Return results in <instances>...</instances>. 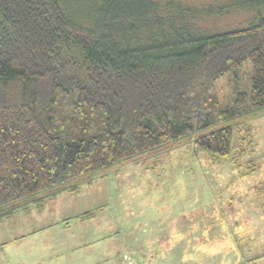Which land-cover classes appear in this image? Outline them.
I'll list each match as a JSON object with an SVG mask.
<instances>
[{"label":"trees","instance_id":"obj_1","mask_svg":"<svg viewBox=\"0 0 264 264\" xmlns=\"http://www.w3.org/2000/svg\"><path fill=\"white\" fill-rule=\"evenodd\" d=\"M230 4L257 15L211 32L195 20L214 7L183 0H0V217L175 142L239 166L264 108V0ZM244 61L250 88L223 104Z\"/></svg>","mask_w":264,"mask_h":264},{"label":"rangeland","instance_id":"obj_2","mask_svg":"<svg viewBox=\"0 0 264 264\" xmlns=\"http://www.w3.org/2000/svg\"><path fill=\"white\" fill-rule=\"evenodd\" d=\"M183 1L199 7H214V14H203L195 20L211 32L246 27L258 11L230 4L232 0ZM252 74V63L244 61L238 69L222 76L218 80L222 103L229 102L235 79L243 85L246 83L249 89ZM248 121L253 143L250 155L241 159L239 166L226 159L213 161L194 140L175 142L82 178L79 192H65L54 203L47 200L42 213H37L35 208L29 213L20 211L15 216L18 222L14 229L23 231L39 224H51L48 226L57 227L58 234L64 230L61 221L68 222L69 215L74 217L94 210L97 216L88 220V226L82 230L84 234L77 228L82 220L72 218V231L88 235L85 238L88 242L93 240L84 243L81 249L91 250L93 255L84 252L86 257L82 260L85 261L79 264H126L125 255L147 264L148 257L134 255L133 247L138 246L139 239L157 247L152 251L155 256L150 264H248L251 257L261 256L262 260L250 264H264V108ZM252 164L254 170L248 173ZM32 205L36 204L28 206ZM44 206L45 202L40 208ZM193 208H201V224H226V228H221V235H213L218 226H208L212 236L189 245L188 239L181 241L182 236L176 237L175 242H181L184 247L174 251L175 259L168 261L166 255L160 258L164 247L158 243L163 244L164 236L171 240L174 226L167 224L168 218H175L180 225L183 220L191 223V215L182 213L187 214ZM64 233L66 241L70 232L65 228ZM233 233L240 234L239 242ZM58 237L62 239L63 235ZM14 242L9 238L4 248L13 244L17 249ZM195 254L200 258L197 263Z\"/></svg>","mask_w":264,"mask_h":264},{"label":"crops","instance_id":"obj_3","mask_svg":"<svg viewBox=\"0 0 264 264\" xmlns=\"http://www.w3.org/2000/svg\"><path fill=\"white\" fill-rule=\"evenodd\" d=\"M63 193H60L56 198H53L49 202H57ZM46 204L43 208H40L38 205H32L28 207L23 206L7 217H0V264H79V262L85 261L82 260V257H86L84 255V252H91V254L93 255V252L91 250L84 249L83 251H81L82 245L88 242V240L85 239L88 238V235L82 236L78 232L74 233L72 231L71 225L73 222L72 219L71 221L69 220L65 223H63L60 219L61 223L63 224L61 227L64 228V230L59 232L58 234H56L57 227L48 226L51 224H39L34 228L31 227L23 231L22 228L16 230L14 229V224L18 222L15 216L19 214L20 211L29 213L31 209L35 208L37 213H42L46 207ZM201 213V208L189 209L187 214L182 213L183 216L191 215V223L183 220L182 225H180V222H178V220L176 222L175 218H168L167 224H172L174 226L171 230V240H168V237L164 236V239H162L163 244L158 243V245H162L164 247V253L159 254L160 258L166 255L168 261L171 258L175 259L174 251H177L181 247H184V244H182L181 242H175L174 239L176 237L182 236L181 241L188 239L187 245L191 244L192 241L199 242L203 239H205L206 241V236H212V233H208V230L212 231L211 229L207 228L208 226H212V228L213 226H218V228L214 230L213 235L222 234L223 229L221 228H226V224H201ZM167 214L173 215L169 212H167ZM94 216H97V214H95ZM69 217L73 216L69 215L67 218ZM89 219L90 218L80 219L82 220V223H80L77 228H79L82 233V230L88 226L87 222ZM175 223H177L178 225H175ZM242 225L243 227L245 226V224ZM239 226L236 228V230L239 229ZM65 228L70 232V236L68 235L70 238L66 241L65 237H67V234L64 233ZM60 234L63 235L62 239H59L58 237ZM5 235L15 241L14 243L17 244V249H14L13 244L8 248H4L9 239L6 238ZM233 235L237 236V241L239 242L240 234L233 233ZM90 237L91 239H93V233L90 234ZM217 239L218 237H216L214 240L217 241ZM232 240L235 241L236 239ZM92 241L93 240H89L88 243H92ZM141 241L142 240L139 239L138 246L136 245L135 247H133L135 252L134 255L148 257L147 264H150L152 258L155 256L152 251H154L157 247H155V245L152 246L149 241H142V244ZM124 249H126L125 246ZM193 258L196 263L200 259L197 254H195ZM251 259L252 260H249L248 264L252 263L255 260L260 261L263 258L261 256L257 259H255V257H251ZM220 262L223 261L221 260ZM238 262L242 263V260H238Z\"/></svg>","mask_w":264,"mask_h":264},{"label":"built area","instance_id":"obj_4","mask_svg":"<svg viewBox=\"0 0 264 264\" xmlns=\"http://www.w3.org/2000/svg\"><path fill=\"white\" fill-rule=\"evenodd\" d=\"M125 260H126V264H143L136 259L128 258V255H125Z\"/></svg>","mask_w":264,"mask_h":264}]
</instances>
